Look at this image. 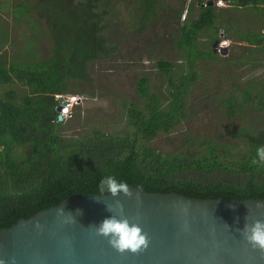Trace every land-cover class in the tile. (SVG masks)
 I'll return each mask as SVG.
<instances>
[{
    "label": "trees",
    "instance_id": "obj_1",
    "mask_svg": "<svg viewBox=\"0 0 264 264\" xmlns=\"http://www.w3.org/2000/svg\"><path fill=\"white\" fill-rule=\"evenodd\" d=\"M230 2L264 11V0ZM159 3L134 0L131 11L141 29L157 16ZM116 7L115 0H16L13 5L16 21H26L37 31L38 21L46 20L52 47L49 56L41 57L32 54L33 42H28L23 58L7 63L0 42V230L72 195L100 194L99 181L106 175L150 192L264 198V163L253 162L258 161L257 148L264 145V126L240 127L234 136L241 138V145L187 137L188 150L165 152L151 143L187 118L199 60L221 57L200 40L203 32L213 40L221 39L217 33L221 17L209 0H192L181 22L177 46L183 68L164 58L157 60L167 77V95L152 90L149 77L143 75L138 81L142 101H123L126 127L64 132L60 96L78 93L76 83L92 79L90 64L120 49L112 39ZM239 39L264 49L263 33L241 31ZM15 70L21 76L11 83L21 85L7 86L4 75ZM257 81L240 88V94L224 95L221 103L228 115L252 107L264 114V81ZM2 148L20 150L9 157ZM235 148L239 150L234 152Z\"/></svg>",
    "mask_w": 264,
    "mask_h": 264
},
{
    "label": "rangeland",
    "instance_id": "obj_2",
    "mask_svg": "<svg viewBox=\"0 0 264 264\" xmlns=\"http://www.w3.org/2000/svg\"><path fill=\"white\" fill-rule=\"evenodd\" d=\"M115 1V16L118 18L113 20L116 31L112 39L119 44L120 49L111 57L90 64L92 79L77 82L75 90L78 93L61 98L63 130L68 135L84 132L94 126L106 130H121L127 126L126 116L122 112L123 101H142L138 92L141 76H148L152 90L165 96L168 81L159 69L157 60L164 58L175 62L177 68H183V54L177 46V38L181 22L185 19L186 10L192 0H160L157 16L143 29L133 19L135 15L133 16L131 10L134 0ZM15 2L16 0H0V42L3 58L7 63L14 58L22 59L28 42H33L32 54L49 56L52 39L46 20L37 22L41 26L39 32L26 21H16L13 13ZM213 3L221 17L217 33L229 52L227 55L218 52L221 56L219 59L199 60L197 78L188 97V116L174 131L169 134L160 133L151 142L159 150L167 152L186 149L187 137L199 141L208 138L219 144L241 145V138L234 136L240 127L264 126V114L255 111V107L246 113L228 115L226 107L221 103L226 93L240 94L239 89L250 82L258 80L261 84L264 81V49L239 39L241 31L251 30L264 34V11L250 5L239 7L230 0H213ZM200 40L214 49L215 40L205 32ZM19 76L21 74L16 70L8 71L4 75L6 85L17 81ZM10 85L18 87L21 84L14 82ZM24 88L21 86L19 91L23 92ZM66 100L69 102L65 103ZM2 149L9 157L20 150ZM238 150L239 148H235L234 152Z\"/></svg>",
    "mask_w": 264,
    "mask_h": 264
},
{
    "label": "water",
    "instance_id": "obj_3",
    "mask_svg": "<svg viewBox=\"0 0 264 264\" xmlns=\"http://www.w3.org/2000/svg\"><path fill=\"white\" fill-rule=\"evenodd\" d=\"M213 48L223 55L229 52L220 39ZM130 187L131 196L72 195L20 218L0 230V260L5 264H264V249L253 247L242 232L245 223L264 220V198H200ZM117 200L147 233L146 248L120 252L96 233L94 225L109 214L105 204ZM67 212L75 220H69Z\"/></svg>",
    "mask_w": 264,
    "mask_h": 264
},
{
    "label": "clouds",
    "instance_id": "obj_4",
    "mask_svg": "<svg viewBox=\"0 0 264 264\" xmlns=\"http://www.w3.org/2000/svg\"><path fill=\"white\" fill-rule=\"evenodd\" d=\"M221 46H224L223 42ZM257 158L253 162L264 163V145L257 148ZM98 191L101 195L118 196L123 193L126 196L132 195V188L127 181L117 179L114 175H106L101 178L98 185ZM105 207L108 215L94 225L97 234L106 237L109 243L118 251L136 252L148 245L147 233L143 231L142 225L129 218L124 211V205L117 200L114 203H107ZM61 214L65 213L64 208L58 210ZM79 211V210H77ZM69 220H75L71 212H67ZM245 239L253 247L264 249V220H255L254 223H245L242 229ZM0 264H5L0 260Z\"/></svg>",
    "mask_w": 264,
    "mask_h": 264
},
{
    "label": "built area",
    "instance_id": "obj_5",
    "mask_svg": "<svg viewBox=\"0 0 264 264\" xmlns=\"http://www.w3.org/2000/svg\"><path fill=\"white\" fill-rule=\"evenodd\" d=\"M223 44H224V42H223Z\"/></svg>",
    "mask_w": 264,
    "mask_h": 264
}]
</instances>
